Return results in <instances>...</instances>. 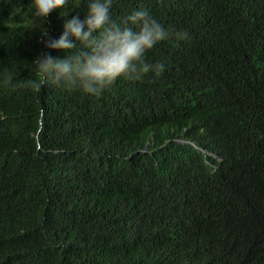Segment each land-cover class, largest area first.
I'll return each instance as SVG.
<instances>
[{
	"label": "trees",
	"instance_id": "obj_1",
	"mask_svg": "<svg viewBox=\"0 0 264 264\" xmlns=\"http://www.w3.org/2000/svg\"><path fill=\"white\" fill-rule=\"evenodd\" d=\"M84 7L0 0V264H264V0H117L188 33L159 77L19 87Z\"/></svg>",
	"mask_w": 264,
	"mask_h": 264
},
{
	"label": "clouds",
	"instance_id": "obj_2",
	"mask_svg": "<svg viewBox=\"0 0 264 264\" xmlns=\"http://www.w3.org/2000/svg\"><path fill=\"white\" fill-rule=\"evenodd\" d=\"M70 3L71 0H30L33 33L47 36L49 13H61ZM116 3L117 0H85L84 18L79 14L66 18L61 35L46 41V47L64 50L65 55L36 57L32 61L35 78L25 79L18 86L39 91L50 83L64 91L91 96L101 94L118 78L140 80L149 73L159 77L165 64L148 61L146 54L172 36L186 40L188 33L166 28L144 7L113 19Z\"/></svg>",
	"mask_w": 264,
	"mask_h": 264
}]
</instances>
